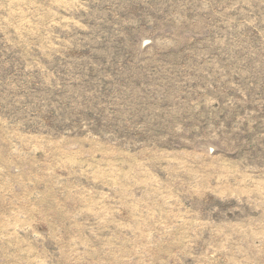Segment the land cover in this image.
Instances as JSON below:
<instances>
[{"label":"rangeland","instance_id":"1","mask_svg":"<svg viewBox=\"0 0 264 264\" xmlns=\"http://www.w3.org/2000/svg\"><path fill=\"white\" fill-rule=\"evenodd\" d=\"M0 264H264V0H0Z\"/></svg>","mask_w":264,"mask_h":264}]
</instances>
